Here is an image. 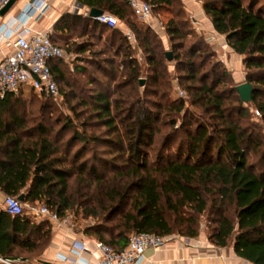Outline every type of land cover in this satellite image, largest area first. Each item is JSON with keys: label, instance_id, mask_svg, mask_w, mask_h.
<instances>
[{"label": "trees", "instance_id": "trees-1", "mask_svg": "<svg viewBox=\"0 0 264 264\" xmlns=\"http://www.w3.org/2000/svg\"><path fill=\"white\" fill-rule=\"evenodd\" d=\"M144 1L152 15L170 14L162 23L169 49L127 0L76 2L114 15L133 42L89 15L65 12L54 22V44L90 53L75 65L88 86L76 96L87 116L80 125L103 131L75 132L62 145L43 122L51 97L27 87L8 94L0 99V192L88 221L83 234L116 250L139 232L195 239L205 218L212 245L230 246L238 258L264 264V0H198L214 30L241 56L244 81L253 87L248 103L225 64L212 61L214 50L194 29L181 0ZM169 62L198 114L183 97L168 99ZM48 64L57 87H69L66 63L53 58ZM32 92L45 105L26 110L37 100ZM250 107L261 126L251 121ZM163 125L170 130L157 137ZM75 140L81 143L72 153ZM52 235L47 219L34 222L0 208L1 257L43 264Z\"/></svg>", "mask_w": 264, "mask_h": 264}, {"label": "built area", "instance_id": "built-area-1", "mask_svg": "<svg viewBox=\"0 0 264 264\" xmlns=\"http://www.w3.org/2000/svg\"><path fill=\"white\" fill-rule=\"evenodd\" d=\"M8 1L0 0V10ZM127 2L138 20L155 28L151 5L148 2L144 0H127ZM48 7V0H33L13 17L12 23L0 22V47L7 45L10 48V51L0 59V99H4L8 94L17 95L24 87L52 99H57L59 96L48 62L53 58L66 59L65 51L51 41V29L35 31L27 26L29 20L36 21L41 18ZM89 11L76 1L73 4L72 13L88 16ZM94 20L109 27L118 26V19L108 12H102L94 17ZM159 27L163 29L162 24ZM126 35L133 42L134 37L131 32H127ZM205 40L212 45L216 42L212 35H207ZM1 207L11 216L26 215L41 220L47 219L53 230L62 229L74 234L76 237L71 240L67 255L57 253L52 259L53 262L63 264H73L69 262L68 257L82 260L84 253L95 255L94 264H141L147 249L162 248L173 238V236H160L148 232L134 233L129 237L124 248L116 250L101 241L86 237L82 230L74 232L76 226L73 225L71 216L60 217L45 205L23 203L15 197L4 195ZM188 240V238L183 239L186 245H189ZM0 264H26V262L0 256Z\"/></svg>", "mask_w": 264, "mask_h": 264}, {"label": "rangeland", "instance_id": "rangeland-1", "mask_svg": "<svg viewBox=\"0 0 264 264\" xmlns=\"http://www.w3.org/2000/svg\"><path fill=\"white\" fill-rule=\"evenodd\" d=\"M152 16H153L154 22L159 24V26H160L162 23H164L166 21L167 18L170 17V14L168 13L167 10H160V11H158L157 14L153 13ZM2 17L3 16H0V19H2ZM120 23L121 22L118 20V25H120ZM161 35H162V39H163V42H164L166 49H169V44L167 42V38L164 35L163 29H162ZM82 40H83V38H77L75 41L80 42ZM210 45L212 47V44H210ZM63 50L65 51L66 59H61V60L64 63H66V65L68 66V72L70 73V76H69V79H70L69 83L70 84H69V87H67L63 84H61V85L58 84L59 96L57 97V99L49 100L48 103L50 105H52V107H51V109H45L43 111V119H46L43 122H45V125L47 127L51 128V131H52L51 136L57 135L61 140V144L65 145V143H67L69 140L73 139L75 132H77L79 134L85 133L89 136L91 134H100L103 131V128L102 127L96 128L93 126L92 127L87 126V127H85V129H83L80 125V123H82L83 120L84 121L87 120V116L84 112L85 111L84 105L77 102L76 96H78L79 94L86 93L88 90V86L86 84H83L80 82L84 79V77L80 76L79 74H76L75 65H78L77 62H80L79 60L83 61V60L90 58L91 57L90 53L85 52L84 54H79V53L72 51L71 48H69V49L63 48ZM214 53H215V56L212 58V61H213V59H219L220 60L216 50H214ZM227 69H228L229 73L232 75L234 85H237L238 83H241L244 81V71L242 69V66H241V69L237 68V70H235L234 75L232 73L234 71V69L232 67H229V68L227 67ZM168 71L170 74V78H173L172 79L173 89H171V93H170L168 99L173 100V99H177L179 97H183L186 101L185 105H186L187 109L192 114H195V115L198 114L199 109L189 105L188 94L178 85L176 77H175L176 75L174 72V67H173L172 62H169ZM141 80L143 82L145 81L144 78H142ZM96 88L97 89L101 88V85H97ZM30 92L31 91L25 92L26 98L29 96ZM33 93L34 92H32V94ZM34 95L36 96L35 98L37 100L35 101V103H33V105H30V104L26 105L25 106L26 110H29L30 107L36 108L40 104L45 105V101H46L45 99L39 97L36 93H34ZM249 113H250L251 121L254 123H257V125L261 126L262 121L260 120V117L256 114V112L252 109V107H250ZM178 119L180 120V118H178ZM169 130H170V127H168L167 125L160 126L159 131L157 132V137L168 132ZM75 141H74L75 144L71 150L72 153H73L74 149H76L81 143L77 140H75ZM94 146L99 151H101V149H103L101 146H98L97 144H95ZM175 146H176V144H173V147H175ZM70 155H72V154H70ZM90 155H91V152H87L85 154V157H87V156L89 157ZM30 218L34 222L41 220L39 218H33V217H30ZM87 222L88 221L83 222L80 220H76L72 216L73 225L80 228L81 230H82V226ZM207 224L208 223H207L206 219L202 218L201 224H200L199 236L195 239H189L188 240L189 243H191V241L193 243H194V241H197L199 244H200V242L203 244V247H205V248L203 249L204 251L202 250L199 253L201 255V257H203L204 259H208L210 264H251V263H249L243 259L238 258L234 254V252L230 246H227L225 248H219V247L212 245L207 239V228H206ZM172 236H173V238L168 243L179 242V243L183 244L184 246H187L183 241V239H185L186 237L180 236L178 234H174ZM26 264H39V263L33 259L30 262H26Z\"/></svg>", "mask_w": 264, "mask_h": 264}, {"label": "crops", "instance_id": "crops-1", "mask_svg": "<svg viewBox=\"0 0 264 264\" xmlns=\"http://www.w3.org/2000/svg\"><path fill=\"white\" fill-rule=\"evenodd\" d=\"M33 0H17L10 10L3 15L0 22L12 23L13 17H15L27 3ZM76 0H48L49 7L45 11L44 15L36 21L29 20L27 26L31 30L43 31L51 29L54 22L65 12L72 13V7ZM183 7L192 21V25L196 32L204 38L207 35H212L215 37V44L212 45V48L216 50L220 60L225 64V66L232 67L235 74L237 68L241 69V56L235 52L226 44L224 36L218 34L210 21V19L204 13L201 3L198 0H181ZM82 15V14H81ZM84 16V15H83ZM156 30L159 32L162 37V29L159 27V24L155 23ZM118 28L126 35L127 32H130L128 28L120 23ZM10 51L9 46L1 45L0 47V59ZM4 195L0 192V208L1 202ZM76 236L71 233H67L62 229L53 230L52 240L48 249L44 252L41 259L43 264H63L59 262H53L52 259L57 255V253L67 255L68 247L72 239ZM197 243V244H196ZM205 247L200 242L191 241L189 245L184 246L183 244L177 243H167L164 247L159 249H147L145 251V259L141 264H210L208 259H204L199 254ZM204 251V250H203ZM70 263L76 264H94L95 255H90L87 253L83 254L82 260H76L69 258Z\"/></svg>", "mask_w": 264, "mask_h": 264}, {"label": "water", "instance_id": "water-1", "mask_svg": "<svg viewBox=\"0 0 264 264\" xmlns=\"http://www.w3.org/2000/svg\"><path fill=\"white\" fill-rule=\"evenodd\" d=\"M16 1H17V0H9V1L7 2V4H6V5L0 10V16L5 15V14L10 10V8L13 6V4H14ZM101 13H102V12H100V11H97V10L91 9V10L89 11V16L92 17V18H94V17L100 15ZM166 57H167V59L170 61V60H171V53H170V52H167V53H166ZM140 83L142 84L143 81L141 80ZM236 90H237V92H238V94H239L240 99H241L243 102L248 103V102L251 101V99H252V90H253V87H252V84H251V83L246 82V81H243V82H241V83H238V84L236 85ZM18 199H19L20 201H22V200H23V197H22V196H19ZM73 230H74V232H76V233L81 231V229L78 228V227H75ZM9 259L12 260V259H14V258H9Z\"/></svg>", "mask_w": 264, "mask_h": 264}]
</instances>
